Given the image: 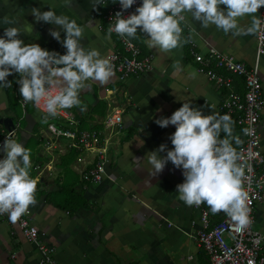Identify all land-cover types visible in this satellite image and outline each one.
Here are the masks:
<instances>
[{"label":"crops","instance_id":"crops-1","mask_svg":"<svg viewBox=\"0 0 264 264\" xmlns=\"http://www.w3.org/2000/svg\"><path fill=\"white\" fill-rule=\"evenodd\" d=\"M101 2L92 8L94 0H0V36L6 27L17 26L25 44L35 43L65 54L66 49L49 30L60 31L61 40L66 33L57 25L37 22L30 11H47L52 6L58 15H67L84 28L81 44L85 50L95 48L107 58L113 49L120 48V43L114 34L108 38L104 21L113 0ZM184 15L183 38L190 37L196 50L204 54L219 50L248 66L254 64L255 34H225L214 25L202 27L190 13ZM5 17L15 23H3ZM250 23V16L239 20L244 29ZM134 40L144 54L153 55V69L124 80L114 72L105 85L89 81V87L80 93L84 109L69 108L77 120L72 127L100 130L109 137L106 175L101 182L82 180L83 171L95 161V151L69 148L68 138L56 137L47 129L49 124L66 123L52 118L42 123L44 114L33 103L26 104L23 111L18 73L7 77L9 81L16 76L15 86L0 89V118L13 119L17 128L14 139L31 154L30 175L36 181L37 203L29 208V221L38 228L43 241L53 247V256L60 264H211L195 239L198 225L191 222L197 214L176 192L177 185L184 181L182 169L169 161L161 173L150 176L146 155L165 144L166 150L160 153L165 156L173 147L169 137L175 126L161 128L156 119L171 116L184 102L205 115H222L219 105L226 90L197 72L189 42L166 53L149 48L142 33ZM258 66L264 97V55ZM234 87L242 91L243 83L234 79ZM114 106L124 111L121 128L110 134L102 121ZM259 125L264 132V109ZM2 130L7 129L0 122V133ZM220 137L223 139L224 133ZM260 142L264 152L261 134ZM4 156L0 151V159ZM253 226L264 236V199L256 205ZM38 261V250L23 236L17 222L12 223L8 215L0 217V264Z\"/></svg>","mask_w":264,"mask_h":264},{"label":"clouds","instance_id":"clouds-1","mask_svg":"<svg viewBox=\"0 0 264 264\" xmlns=\"http://www.w3.org/2000/svg\"><path fill=\"white\" fill-rule=\"evenodd\" d=\"M135 2L119 0L122 10L129 9ZM98 4H102L101 0H94L92 8ZM262 6L264 0H142L127 17L122 11L116 12L107 33L109 39L116 33L128 43V38H137L139 32L147 37L149 48L167 53L190 40V37L183 38L181 23L185 21V13H190L202 27L214 25L225 34L237 36L262 30L264 22L256 15ZM30 11L37 22L57 25L66 33L61 40L60 31L49 30L66 53L61 55L35 43L25 44L19 27H6L4 35L0 36V89L11 87L7 77L18 73L23 102L33 103L41 110L45 114L41 122L47 124L49 118L57 117L62 109L79 107L83 110L85 105L80 93L89 87L88 82L105 85L114 75V69L110 60L102 57L97 49L85 50L81 44L84 28L76 20L58 15L52 6L47 11L39 8ZM246 16L251 17V23L244 29L239 20ZM3 23L14 24L15 21L5 17ZM55 88L59 91L54 94ZM155 123L161 128L175 126V131L169 137L173 147L167 149L165 156L160 155L167 148L165 144L147 153L149 175H158L170 161L174 167L182 169L184 176L176 191L181 201L188 206L206 203L212 214L223 212L230 217L237 230L247 227L244 166L238 163L242 157L233 146V142L238 145L241 141L234 135L232 118L228 114L205 115L190 102H184L171 116L158 118ZM242 131L248 134V129ZM221 133H224L223 139ZM0 151L5 153L0 159V215L7 214L15 223L37 203L36 181L30 175L31 154L11 135L4 140Z\"/></svg>","mask_w":264,"mask_h":264},{"label":"built area","instance_id":"built-area-1","mask_svg":"<svg viewBox=\"0 0 264 264\" xmlns=\"http://www.w3.org/2000/svg\"><path fill=\"white\" fill-rule=\"evenodd\" d=\"M141 3L142 0H136L132 7L122 10L119 0L113 2L104 14L107 29L112 19L114 20L116 12L122 11V15L127 17L134 13ZM258 16L264 22V6L258 10ZM112 34L117 37L120 48L113 49L107 55V59L112 63L114 72L120 80L130 76H138L153 69V55L151 53L144 54L141 47L131 39L128 38V43H125V39L116 33ZM255 41V61L254 64L248 66L232 55L219 50H210L204 54L196 50V44L189 40L188 50L197 64V72L204 75L217 88L226 90V95L220 102L219 110L232 116L236 124L242 129H248V134L242 131V143L236 149L242 157L238 163H242L244 166L242 181L243 189L248 196L246 201L248 226L237 230L235 222L223 212L212 214L206 203L193 206L197 219L192 220L191 223L198 225L195 239L205 254L208 255L211 264H264V236L253 226L256 205L264 199V152L261 149L259 132L260 117L264 109V97L258 66L261 56L264 55V24H262V30L255 34ZM235 78H242V91L235 89ZM58 91L59 88L53 89L54 94ZM20 104L24 111L26 104L23 99H21ZM123 111V108L114 106L104 117L102 124L105 129H110V134L113 130L116 132L121 128ZM42 114L44 113L42 112ZM52 119L66 123L64 126L49 124L47 129L56 137L68 138L67 147L96 152L95 161L83 171L82 180L89 183L101 182L106 175L109 137L102 135L100 130H82L72 127V125L76 126L77 120L69 109L60 110L59 115ZM16 130V126L2 130L0 146L3 145L7 136L11 135L15 138ZM29 214L30 210L17 220V225L23 236L32 242L38 250L39 264H60L53 256V247L43 241L38 228L30 223ZM5 215L7 214L0 215V217Z\"/></svg>","mask_w":264,"mask_h":264},{"label":"trees","instance_id":"trees-1","mask_svg":"<svg viewBox=\"0 0 264 264\" xmlns=\"http://www.w3.org/2000/svg\"><path fill=\"white\" fill-rule=\"evenodd\" d=\"M140 35V33L138 32L137 33V36H139ZM129 39H131L132 41H134L135 43H137V41L136 40H134V39H132V38H129ZM138 44V43H137ZM15 78H16V76L14 75V77L12 78V79H10L9 81L11 82V85L12 86H15ZM235 79H239L241 82H242V78H235ZM243 83V82H242ZM26 106V105H25ZM224 114H226V113H224V112H222V115H224ZM230 116V115H229ZM231 118H232V120L234 121V118L232 117V116H230ZM235 122V121H234ZM234 135H236V136H238L239 137V139H240V141H241V143H242V128H241V126H239V125H237L236 124V122H235V124H234ZM240 143V144H241ZM240 144H235V142H233V146L237 149L239 146H240ZM218 217V216H217Z\"/></svg>","mask_w":264,"mask_h":264},{"label":"water","instance_id":"water-1","mask_svg":"<svg viewBox=\"0 0 264 264\" xmlns=\"http://www.w3.org/2000/svg\"><path fill=\"white\" fill-rule=\"evenodd\" d=\"M0 122L5 124L7 130L15 126L13 119L10 117L0 118Z\"/></svg>","mask_w":264,"mask_h":264},{"label":"rangeland","instance_id":"rangeland-1","mask_svg":"<svg viewBox=\"0 0 264 264\" xmlns=\"http://www.w3.org/2000/svg\"><path fill=\"white\" fill-rule=\"evenodd\" d=\"M261 57H262V56H261ZM259 132H260V134L263 135V137H264V132H262L261 129H259Z\"/></svg>","mask_w":264,"mask_h":264}]
</instances>
